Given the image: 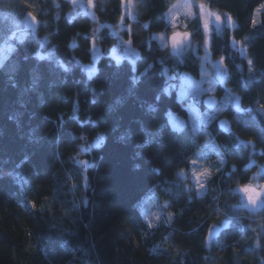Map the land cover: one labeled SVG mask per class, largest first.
I'll return each mask as SVG.
<instances>
[{
    "label": "trees",
    "instance_id": "1",
    "mask_svg": "<svg viewBox=\"0 0 264 264\" xmlns=\"http://www.w3.org/2000/svg\"><path fill=\"white\" fill-rule=\"evenodd\" d=\"M131 1L123 34L138 52L134 68L105 53L116 38L104 26V53L87 78L88 15L68 0H0V264H264V205L248 210L237 187L253 173L264 184V9L247 39L264 0H195L234 27L211 31V57L222 59L226 73L214 88L215 106L199 104L181 130L167 123L168 110L186 116V109L176 92H163L165 73L198 79L202 29L191 28L190 49L177 60L152 38L169 31L166 14L176 0ZM123 3L93 0L96 22L116 25ZM28 12L34 31L12 22ZM212 145L224 166L211 168L204 191L186 190L178 174L197 155L213 159ZM151 188L168 200L170 224L149 226L138 210ZM213 226L219 232L208 242Z\"/></svg>",
    "mask_w": 264,
    "mask_h": 264
},
{
    "label": "rangeland",
    "instance_id": "2",
    "mask_svg": "<svg viewBox=\"0 0 264 264\" xmlns=\"http://www.w3.org/2000/svg\"><path fill=\"white\" fill-rule=\"evenodd\" d=\"M73 6L74 12H79L88 15L94 22V27L91 31V58L87 63H81V68L85 72L87 78H90L97 70V62L102 53H104L103 47L100 46V31L106 26L111 31V34L116 38V43L112 47L106 49L105 53L110 56L116 62L122 60H128L132 67L134 68L135 61L138 57L137 50L132 46L130 39L126 38L123 34L127 30L126 18H130L132 13V1L124 0L123 3V18L116 25H102L98 24L92 13V4L93 0H68ZM176 4L183 5L191 3L193 5L191 17L185 14V10L181 9H169L166 17L169 25V31L167 33H155L152 35V38L155 39L160 47L166 48L173 57L177 60L180 59L189 49H190V32L191 28L199 26L202 29L203 33V54L201 58L199 77L198 79L192 78L187 73H180L176 77V74L165 73L166 76V85L163 92L165 94H170L171 91L176 92V97L179 102L182 103L186 109V116L177 114L173 110H168L167 123L168 125L175 130H181L187 120L194 118L200 111L199 104L206 101L213 96L214 88L217 83L223 85L224 79L226 76L222 59H213L210 54V38L212 30H220L223 26H228L233 28L234 22L227 16H221L217 11L208 8L205 4L197 2L195 0H176ZM264 9V1L260 3L253 12L252 19V30L247 35V39L250 40L256 34V27L260 22L259 15L260 12ZM175 16V25H173L172 17ZM208 18V28L205 29L203 20L204 17ZM33 16L28 13H19L18 15L12 18L14 26L20 28L24 27L25 21ZM180 21H184L181 23ZM255 28V29H254ZM187 34V36H185ZM170 35H180L181 42L174 47L170 42ZM94 41V42H92ZM45 39H42L41 46H44L46 43ZM232 47L236 49L240 55L245 56L246 50L243 47L241 42L232 40ZM39 56H51L50 51H40L38 52ZM234 93V102L238 105V94ZM123 97L119 98V101ZM102 141V135H99L91 146H97ZM90 146V147H91ZM89 150V146L81 148V155ZM210 151L215 153L213 159L207 160L204 154L195 156L191 160V166L188 170L181 171L178 176L180 177L183 187L186 190L195 189L197 194L204 191L206 186V179L210 176L212 169H221L224 166V159L221 156L220 150L217 145H212ZM84 163V167L88 166V158L79 156L76 157V163ZM260 173V172H259ZM258 173L251 178V181L247 184L253 188L259 189V186L262 184L259 180ZM191 185L193 188H191ZM80 187H85L84 179H81ZM79 191H82L79 188ZM241 191L243 189L241 188ZM243 203L250 211H256L262 205H264V192L260 193V196L257 198L255 203H250L248 197L244 192ZM138 210L140 211L143 219L149 226H158L160 223L170 224L173 219V214L168 208V200L166 198L160 197L154 188H151L146 192V194L137 202L136 204ZM154 248L153 250H155ZM67 264H75L69 262ZM84 264H90L88 261H85Z\"/></svg>",
    "mask_w": 264,
    "mask_h": 264
},
{
    "label": "water",
    "instance_id": "3",
    "mask_svg": "<svg viewBox=\"0 0 264 264\" xmlns=\"http://www.w3.org/2000/svg\"><path fill=\"white\" fill-rule=\"evenodd\" d=\"M37 22L34 18H29L25 21L24 24V29L28 31H34L36 29ZM170 41L174 47H176L180 42H181V36L180 35H172L170 37ZM216 97L212 96L209 99H207L203 104L207 108H213L216 104ZM219 127L225 131L229 130V124L227 119H222L219 121ZM218 228L216 226L211 227L206 236V240L209 242L211 241L214 237L218 235Z\"/></svg>",
    "mask_w": 264,
    "mask_h": 264
},
{
    "label": "clouds",
    "instance_id": "4",
    "mask_svg": "<svg viewBox=\"0 0 264 264\" xmlns=\"http://www.w3.org/2000/svg\"><path fill=\"white\" fill-rule=\"evenodd\" d=\"M170 7L173 10H176L178 8L181 10H185V14L189 17H191L193 15V12H192L193 5L191 3L183 4V5H178L176 3H173ZM172 19H173V25H175L176 17L173 16ZM180 22L184 23V21H180ZM252 175L255 176V173H253ZM237 187H240L243 189V191L247 195L248 201L250 203H255L257 198L260 196V193L264 192V184H261L259 186V189L253 188V187L249 186L248 184H244V185L238 184Z\"/></svg>",
    "mask_w": 264,
    "mask_h": 264
},
{
    "label": "snow or ice",
    "instance_id": "5",
    "mask_svg": "<svg viewBox=\"0 0 264 264\" xmlns=\"http://www.w3.org/2000/svg\"><path fill=\"white\" fill-rule=\"evenodd\" d=\"M73 2H75V0H73ZM203 23H204L205 29H207L208 23H209L207 16L204 17ZM185 36H187V34H185ZM92 42H94V41H92Z\"/></svg>",
    "mask_w": 264,
    "mask_h": 264
}]
</instances>
